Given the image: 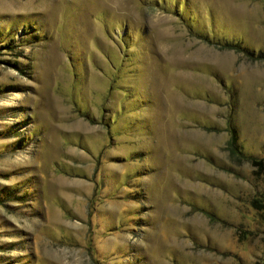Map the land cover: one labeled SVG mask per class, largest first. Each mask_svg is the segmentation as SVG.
<instances>
[{
  "label": "rangeland",
  "instance_id": "374dc122",
  "mask_svg": "<svg viewBox=\"0 0 264 264\" xmlns=\"http://www.w3.org/2000/svg\"><path fill=\"white\" fill-rule=\"evenodd\" d=\"M260 53L264 0H0V264L264 262Z\"/></svg>",
  "mask_w": 264,
  "mask_h": 264
},
{
  "label": "trees",
  "instance_id": "16d2710c",
  "mask_svg": "<svg viewBox=\"0 0 264 264\" xmlns=\"http://www.w3.org/2000/svg\"><path fill=\"white\" fill-rule=\"evenodd\" d=\"M229 44H232V43H229ZM232 45H234V44H232ZM235 45L240 47L239 44H235ZM248 52L250 54H253V51H251V50H249ZM258 57H264V56L262 53H260V54H258ZM229 144H230L229 148H230L231 155H233V154H243V156L246 155L244 153L242 147L239 144V131L235 127L231 128V138L229 140ZM249 159L252 161V163L255 167V171L261 172L264 174V156L257 157L255 155H252L249 157ZM252 204L256 208V210L264 212V191L260 192L259 194H256L253 197ZM210 214L213 216L212 212ZM241 229L242 228L239 226V228H238V231L240 233L239 237H241V238L246 237L247 232L245 230H244V232H242ZM263 261H264V258H263ZM258 264H264V262H262V263L258 262Z\"/></svg>",
  "mask_w": 264,
  "mask_h": 264
}]
</instances>
